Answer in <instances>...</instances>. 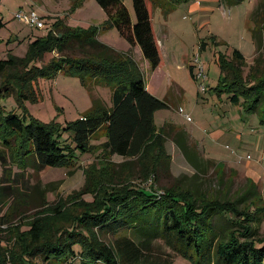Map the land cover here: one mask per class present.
<instances>
[{
  "label": "rangeland",
  "instance_id": "1",
  "mask_svg": "<svg viewBox=\"0 0 264 264\" xmlns=\"http://www.w3.org/2000/svg\"><path fill=\"white\" fill-rule=\"evenodd\" d=\"M121 1L133 23L135 17L131 0ZM195 3H199L197 8H193ZM18 10L36 11L47 30L54 22L62 21L80 30L94 29L98 40L119 51L130 47L115 26L106 23V15L95 0H0V19L4 23L0 28V59H7L9 55L25 57L32 50L31 42L45 33L44 29L32 27L16 18L14 14ZM262 21L264 0H240L231 4L226 0H187L168 10L155 4L152 22L164 63L151 69L147 59L141 57L138 64L146 83L158 84V98H165L168 104L154 112L156 131L165 123L172 127H166L167 134L162 139L149 141L140 157L103 155L96 148L76 151L75 161L69 167H26L22 171L16 164L7 163L8 157L4 162L0 158L2 253L9 257L12 251L16 253L23 249L22 241L12 235V226L17 225L20 230L26 231L29 227L27 223L35 216H54L55 208L60 206L62 209L77 210L79 202L93 201L99 187L131 184L148 188L147 177L154 165L157 166V178L152 190L157 192H161L163 187L178 185L209 198L236 199L241 208L257 195H260L261 201L255 199L253 205L264 204V116L258 111H247L243 98L238 102L229 99L230 91L227 82L222 81L218 64L219 57L230 60L232 51L239 50L244 57L242 79L248 85L250 82L246 76L253 59L260 58L264 64V26L254 39L256 45L251 38L254 25ZM196 52H199L206 75L204 91L188 73L189 66L192 73L196 67ZM44 60H47L46 57L42 62ZM34 64L38 62L29 61L27 67ZM2 78L0 74V81ZM31 84L37 97H18V93L10 92L0 99L1 108L44 123L65 124L80 117L91 106L89 93L77 75L58 71L50 78L38 77ZM92 93L107 106L111 105L108 84H94ZM60 134L59 141L69 144L68 132L62 130ZM92 136L89 144L94 147H98L105 138L102 130ZM181 139L192 153V162L178 144ZM97 160L106 166L105 170H98L93 178H87L83 170L90 163L97 165ZM251 183L256 185V195L248 194ZM87 188L96 190L87 192ZM93 231L100 242L108 245L115 237L131 232L129 229L111 231L99 228ZM263 232L264 216L258 234ZM74 249L79 250V247ZM151 252L159 261L166 259L171 260V264H197L193 250L188 249L185 254L173 251L162 238L152 241ZM30 259L34 264H43L38 254ZM46 264L104 263L79 259L69 263L60 259Z\"/></svg>",
  "mask_w": 264,
  "mask_h": 264
},
{
  "label": "trees",
  "instance_id": "2",
  "mask_svg": "<svg viewBox=\"0 0 264 264\" xmlns=\"http://www.w3.org/2000/svg\"><path fill=\"white\" fill-rule=\"evenodd\" d=\"M95 1L106 15V23L114 25L130 47L137 44L151 68L163 65L152 8L159 4L168 10L187 0H131L133 23L121 0ZM226 1L231 4L240 0ZM3 24L0 19V28ZM263 26L264 21L256 22L251 31L253 41ZM95 33L94 29L80 30L56 21L43 36L31 42L32 50L25 57L9 55L7 59H0L3 75L0 99L10 92L18 93V97L32 95L35 98L38 94L34 93L31 82L38 77H53L58 71L79 76L91 99V106L84 114L65 124L44 123L15 111H5L0 106V158L3 162L8 157L7 163L16 164L19 171L26 167H69L75 161L76 151L96 148L103 155L140 157L149 141L165 137L166 127L172 125L165 123L156 131L153 115L168 104L146 89L130 48L119 51L98 40ZM44 57L47 60L42 62ZM29 61L38 64L28 68ZM261 61L253 59L246 76L250 83L245 85L241 52L234 49L230 60L218 58L222 81L227 82L230 91L229 99L238 102L243 98L247 111H258L264 116V64ZM188 71L193 77L191 66ZM98 83L110 86V106L92 93L93 85ZM62 130L68 132L69 144L59 141ZM98 130L103 131L105 138L94 147L89 140ZM183 142L181 139L178 144L192 162V153ZM156 167H151L147 177L148 188L131 184L99 187L93 201L79 202L77 210L60 206L55 208L54 216H35L27 223L26 231L12 226V235L22 241L23 249L12 251L8 257L0 246V264H34L30 258L37 254L43 264L60 259L69 263L79 259L104 264H171V260L159 261L153 256L151 243L156 238H162L173 251L185 254L186 250H193L197 264H264V232L258 234L264 204L253 205L255 199L261 201L260 195L252 197L253 201L241 208L236 199L209 198L178 185L163 187L157 192L152 190L157 178ZM105 168L97 160V165L90 163L83 171L87 178H93L94 172ZM249 186L248 194L256 195V185ZM94 190L96 188H87V192ZM94 228L131 232L115 237L108 245L97 239ZM75 246L79 250H75Z\"/></svg>",
  "mask_w": 264,
  "mask_h": 264
},
{
  "label": "built area",
  "instance_id": "3",
  "mask_svg": "<svg viewBox=\"0 0 264 264\" xmlns=\"http://www.w3.org/2000/svg\"><path fill=\"white\" fill-rule=\"evenodd\" d=\"M14 16L32 27L44 29V32L47 30L45 29L42 17L39 16L38 13L34 10H29L28 12L18 10L14 14ZM199 58V52H196L194 56V62L196 63V67L193 70V78L196 80L199 89L201 91H204L205 85L203 83V80H205L206 75L204 73V69ZM178 110L181 111V107H178ZM185 118H188V114H185Z\"/></svg>",
  "mask_w": 264,
  "mask_h": 264
},
{
  "label": "crops",
  "instance_id": "4",
  "mask_svg": "<svg viewBox=\"0 0 264 264\" xmlns=\"http://www.w3.org/2000/svg\"><path fill=\"white\" fill-rule=\"evenodd\" d=\"M193 5V4H192ZM191 5V6H192ZM199 6V3H195L194 5H193V8H197ZM157 34V33H156ZM158 35V34H157ZM159 36V35H158ZM161 46L163 45L162 43L160 44ZM129 48H131V52H132V57H133V59L136 61V63L138 64V58H139V60H141V57H143V55H142V53H141V51H140V48H139V46L137 45V44H135V45H133L132 47H129ZM128 48V49H129ZM128 49H126V50H123V52H125V51H127ZM146 64L148 65V63L146 62ZM149 66V65H148ZM138 67L141 69V67H140V65L138 64ZM152 69V68H151ZM188 73H189V71H188ZM142 77H143V80H144V85H145V87H146V89L150 92V93H152L154 96H157L158 97V94H157V87H158V84H153V85H148L147 83H146V81H145V78H144V76H143V73H142ZM193 78V77H192ZM194 79V78H193ZM195 81V80H194ZM155 83V82H154ZM179 93H182L183 94V92H181V90H179ZM160 99V98H159ZM162 100H166L165 98H163ZM166 102V101H165ZM180 107V106H179ZM97 263H99V262H97Z\"/></svg>",
  "mask_w": 264,
  "mask_h": 264
}]
</instances>
